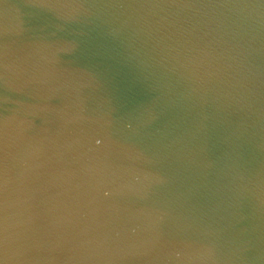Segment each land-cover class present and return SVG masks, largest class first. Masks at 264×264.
<instances>
[{"label": "water", "instance_id": "water-1", "mask_svg": "<svg viewBox=\"0 0 264 264\" xmlns=\"http://www.w3.org/2000/svg\"><path fill=\"white\" fill-rule=\"evenodd\" d=\"M0 264H264V0H0Z\"/></svg>", "mask_w": 264, "mask_h": 264}]
</instances>
